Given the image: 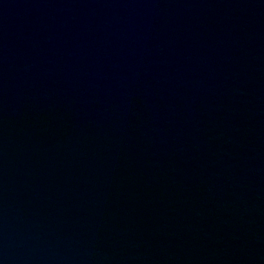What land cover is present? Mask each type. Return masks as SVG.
<instances>
[{"label":"water","instance_id":"water-1","mask_svg":"<svg viewBox=\"0 0 264 264\" xmlns=\"http://www.w3.org/2000/svg\"><path fill=\"white\" fill-rule=\"evenodd\" d=\"M0 264H46L30 208L1 125Z\"/></svg>","mask_w":264,"mask_h":264}]
</instances>
